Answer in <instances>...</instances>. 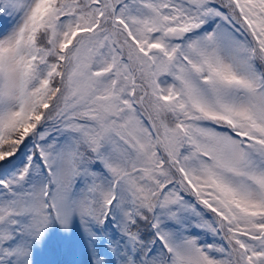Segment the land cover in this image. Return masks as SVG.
Here are the masks:
<instances>
[{"label":"snow or ice","instance_id":"6c2138e0","mask_svg":"<svg viewBox=\"0 0 264 264\" xmlns=\"http://www.w3.org/2000/svg\"><path fill=\"white\" fill-rule=\"evenodd\" d=\"M41 255L264 264V0H0V264Z\"/></svg>","mask_w":264,"mask_h":264},{"label":"rangeland","instance_id":"374dc122","mask_svg":"<svg viewBox=\"0 0 264 264\" xmlns=\"http://www.w3.org/2000/svg\"><path fill=\"white\" fill-rule=\"evenodd\" d=\"M80 258H81L82 260L85 259L84 256H81ZM48 259H49V257H48L47 255H41V256L39 257V260L41 261V264H45V262H46Z\"/></svg>","mask_w":264,"mask_h":264}]
</instances>
